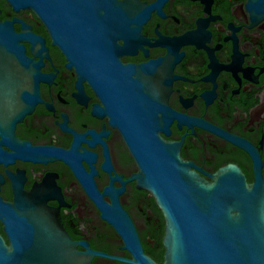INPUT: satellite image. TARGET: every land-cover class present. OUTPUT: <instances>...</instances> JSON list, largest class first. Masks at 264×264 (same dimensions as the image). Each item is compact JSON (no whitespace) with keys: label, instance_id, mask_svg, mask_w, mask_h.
I'll use <instances>...</instances> for the list:
<instances>
[{"label":"flooded vegetation","instance_id":"obj_1","mask_svg":"<svg viewBox=\"0 0 264 264\" xmlns=\"http://www.w3.org/2000/svg\"><path fill=\"white\" fill-rule=\"evenodd\" d=\"M42 64L39 101L0 133V243L21 202H46L88 264H134L130 235L164 263L166 218L142 181L144 134L206 181L264 176V0H0ZM4 242V244H3Z\"/></svg>","mask_w":264,"mask_h":264},{"label":"water","instance_id":"obj_2","mask_svg":"<svg viewBox=\"0 0 264 264\" xmlns=\"http://www.w3.org/2000/svg\"><path fill=\"white\" fill-rule=\"evenodd\" d=\"M15 11L31 9L44 23V0H8ZM1 13V11H0ZM18 20L0 19V133L14 127L39 101L42 64L27 56L25 43L44 40ZM144 186L166 218L163 264H264V176L256 162L252 183L237 165L208 182L178 148L144 134L139 153ZM5 221L12 249L0 243V264H88L46 202H21ZM1 238V237H0ZM134 264H159L136 238L126 237ZM4 244V242H3Z\"/></svg>","mask_w":264,"mask_h":264}]
</instances>
